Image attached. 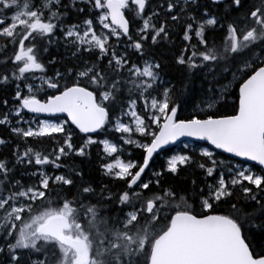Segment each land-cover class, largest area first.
<instances>
[{"label":"snow or ice","instance_id":"1","mask_svg":"<svg viewBox=\"0 0 264 264\" xmlns=\"http://www.w3.org/2000/svg\"><path fill=\"white\" fill-rule=\"evenodd\" d=\"M173 36L182 46L172 40L169 63L155 50ZM0 40L9 53L0 65H11L0 72V92L11 96V103L0 97L7 109L0 126L25 143L56 142L51 153L16 145L13 161L0 160V264H71L78 255L76 264H264V239L256 242L264 233V0H0ZM54 45L78 63L49 74L59 61L43 56ZM170 68H179V85L165 79ZM197 77V111L179 118ZM229 97L231 113L220 112ZM182 137L206 142L197 145L205 162L172 154L144 180L154 154ZM97 144L113 157L101 164L104 175L126 185L119 193L104 185L97 193L75 166L69 175L37 169L34 184L16 178L18 165L59 169L62 157L86 158ZM125 146L140 149L142 163L121 159ZM216 150L259 170L225 167ZM191 165L214 183L205 195L193 181L189 203L162 177ZM50 182L77 192L34 212ZM234 195L240 207L229 202ZM109 202L123 216L108 217ZM85 224L97 234L111 225L112 234L97 242L105 250L93 251Z\"/></svg>","mask_w":264,"mask_h":264},{"label":"trees","instance_id":"2","mask_svg":"<svg viewBox=\"0 0 264 264\" xmlns=\"http://www.w3.org/2000/svg\"><path fill=\"white\" fill-rule=\"evenodd\" d=\"M157 2L158 0H152V3H157ZM145 15H147V12L145 13ZM162 16H163V12L161 10V18ZM177 31L179 30L177 29ZM172 40H175L176 45L182 46L181 41L179 40V37L173 36L172 39L169 40L167 44H164L155 50L156 55L158 57H161L162 59L166 60L169 63H171L172 61V55H171L172 50H173ZM149 42H150V38H149ZM10 48L11 46H9V49ZM8 54L9 53L1 52L0 59H2L5 55H8ZM53 56L56 57L59 63L49 66V69H48L49 74H51L56 69H60L61 71H63L65 65L71 67L73 64L78 63V61L72 59L70 53L67 52L63 46L57 47L54 45L50 47L48 50V53L44 54L43 59L45 62H47ZM84 59H91V57L85 56ZM5 69H11V65L10 64L0 65V72H3ZM165 79H170L172 80L173 83L179 85L180 84L179 68L168 69V75L165 76ZM200 83H201V80L199 77H197V79L193 82L192 88L189 90L187 102L182 105V109L178 113L179 118H185L189 115V113H192L193 111H197V109L195 108V105L198 102L197 97L199 96L201 92ZM203 87H207V84L204 83ZM8 91H9L8 89H5L3 92H0V97H5L9 99V102L11 103V96L7 95ZM181 99L183 100L184 97L182 96ZM231 100L232 98L229 97V106L221 107L220 112L231 113V107H230ZM6 110L7 109L4 108L2 104H0V112L6 111ZM0 138L6 139L9 141L8 144L3 145V147L0 149V160H5L9 162L13 161L14 159L12 152H13V148L16 145H19L20 150H23L25 147L30 146L35 150L42 151L43 153H51L56 147V142L50 139L33 140L32 138H29L27 142L25 143L24 141L20 140L18 137L10 135L9 131L3 126H0ZM111 138L115 139V137H111ZM75 141H79V136L74 133V142ZM197 145H199V147L204 146L203 144H192V147H197ZM176 149H179L181 154H184L186 152L189 153L190 155L194 157V159L197 162H205L206 160V158H203L199 155L197 150L192 151L189 149H183L179 145L174 149L167 150L161 153L160 155L156 156L154 160L150 163L148 170L143 174V179L149 180L152 177L153 171L161 170L162 166L165 164L166 159L170 155H172ZM129 155H130L129 157L130 160L136 161L137 163H142V153L140 149L132 150L131 154L129 153ZM214 158L217 160H223L224 162L239 163V162L234 161L231 158H228L220 154H216V153L214 154ZM59 163L63 165L59 169H54L51 167V165L36 166L34 163L32 165H18L16 168V178L21 179V182L25 185L34 184L38 181V176L33 177L31 176V173L33 171H37V169L48 172L49 174H52V175H55V174L69 175L70 173L68 172V169L75 166L76 168L82 170L83 182H87L91 184L94 188H96L97 193L100 191L101 185L106 186V188L110 189L113 194L119 193L120 191L126 188V185L122 181L115 180L109 176L104 175V172L101 169V164L105 163V157L99 145L91 146L89 150V154L86 158L82 159L80 157H76L72 155V156H69L68 158L62 157ZM9 167H11V163L9 164ZM253 168L254 170H257V171L259 170L255 167ZM193 181H195L196 191L203 189L205 195H207L206 185L208 183H214V178L205 177L203 171L196 168L195 165L184 166L180 168L176 176H173L171 174H165L162 177V183L165 187H175L178 191H180L182 195H185L186 198H188L189 203L193 202L191 197L195 195V192L193 191V183H192ZM76 183L81 184L82 182L80 180H77ZM49 189H50V192L46 193L47 199L40 198V199H37L33 203L34 212L43 210V208L47 205L48 200H51L52 206L55 207L57 206L58 202L62 203L64 198L72 199L77 192V189L75 186L68 187V186H61V185H53L51 182L49 183ZM152 191L157 192L155 186L152 187ZM147 194H151V193H147ZM157 194L159 193L157 192ZM229 202L236 203L237 207H240L243 204V201L238 200L235 195L230 199ZM138 206L139 205H137V207ZM244 206L248 209H251L255 207V204L249 203ZM222 207H227V205H222ZM129 208L130 206L125 207L124 211L129 210ZM106 215L108 217L123 216V211H121V209L118 206L114 205L112 202H109ZM85 228L92 229L91 239L93 241V251H95L96 248H100L102 251L105 250L103 246L97 242L106 239L107 236L112 234L111 225L109 226L108 229H104L102 226L99 234H97V230L94 225L85 224ZM262 239H264V233H258L256 235V242L259 243ZM4 258L5 257L0 256V259H4ZM112 258H113L112 255H105L103 257V259L107 262H110Z\"/></svg>","mask_w":264,"mask_h":264},{"label":"rangeland","instance_id":"3","mask_svg":"<svg viewBox=\"0 0 264 264\" xmlns=\"http://www.w3.org/2000/svg\"><path fill=\"white\" fill-rule=\"evenodd\" d=\"M114 39V38H113ZM0 44H2V41L0 40ZM2 51H0V53H1ZM142 108V105H140L139 103H138V110H140ZM27 118V117H26ZM29 118V117H28ZM118 135V134H117ZM103 138H105V137H98L97 139H103ZM185 144H187L188 145V147L187 148H185ZM185 144H183V145H180V147L181 148H183V149H189V150H192V151H194V150H197L198 151V153H199V148L198 147H192V144H190V143H185ZM97 145H99V147L101 148V151H102V153L104 154V157H105V163H108V162H111V160L113 159V157H108L105 153H104V151H103V145L102 144H97ZM205 146V145H204ZM204 146H201V147H204ZM3 147V145H0V149ZM125 148H126V150L124 151V153L121 155V159H123V160H125V161H127V160H130L129 159V157H130V155H129V153L131 154V152H132V150H134V149H136V148H132V147H129V146H125ZM176 153H179V154H181V152L179 151V149H176L174 152H173V154H176ZM215 154V153H214ZM115 155V154H114ZM219 161V160H218ZM230 164H236V163H230V162H224V165H225V167H227L228 165H230ZM45 172V171H44ZM48 175H50V176H54V175H52V174H49L48 172H46ZM151 173V172H150ZM38 180H39V176H38ZM79 259H81V257H76L75 258V260H73L72 262H71V264H76V260H79Z\"/></svg>","mask_w":264,"mask_h":264},{"label":"water","instance_id":"4","mask_svg":"<svg viewBox=\"0 0 264 264\" xmlns=\"http://www.w3.org/2000/svg\"><path fill=\"white\" fill-rule=\"evenodd\" d=\"M59 118H60V119H63L64 117H63V115L61 114ZM183 143L203 144V145L207 146V145H206V142H199V141L194 142L192 138L182 137L179 141L175 142L173 145L165 146V149H164L163 151L158 152V154H154V157H153V159L150 161V163L154 160V158H155L156 156L160 155L161 153H163V152H165V151H167V150L174 149L175 147H177V146H179L180 144H183ZM208 147H210V146H208ZM216 154H220V155H222V156H225V157L231 158V157H230V154L220 153L219 150H216ZM231 159H233L234 161L239 162V163H246V164H248V165L251 166V167H255V168L259 169V166H258V165H255V162L241 161V158H231ZM149 166H150V164H149ZM148 168H149V167H148ZM148 168L145 170V172L148 170ZM142 175H143V174H142ZM77 257H80V256L78 255Z\"/></svg>","mask_w":264,"mask_h":264}]
</instances>
